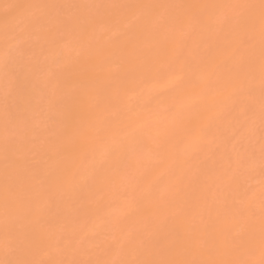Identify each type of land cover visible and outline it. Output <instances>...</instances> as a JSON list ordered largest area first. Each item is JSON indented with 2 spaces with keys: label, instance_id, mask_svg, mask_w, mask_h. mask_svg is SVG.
<instances>
[{
  "label": "bare ground",
  "instance_id": "6f19581e",
  "mask_svg": "<svg viewBox=\"0 0 264 264\" xmlns=\"http://www.w3.org/2000/svg\"><path fill=\"white\" fill-rule=\"evenodd\" d=\"M264 264L262 0H0V264Z\"/></svg>",
  "mask_w": 264,
  "mask_h": 264
},
{
  "label": "snow or ice",
  "instance_id": "6c2138e0",
  "mask_svg": "<svg viewBox=\"0 0 264 264\" xmlns=\"http://www.w3.org/2000/svg\"><path fill=\"white\" fill-rule=\"evenodd\" d=\"M262 4H264V0H262ZM139 264H143V262H139Z\"/></svg>",
  "mask_w": 264,
  "mask_h": 264
}]
</instances>
